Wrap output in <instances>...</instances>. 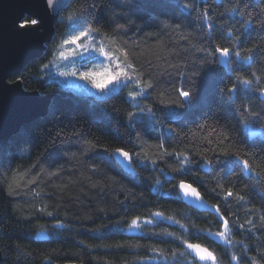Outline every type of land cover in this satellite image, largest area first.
I'll list each match as a JSON object with an SVG mask.
<instances>
[{
    "label": "clouds",
    "instance_id": "9594fccd",
    "mask_svg": "<svg viewBox=\"0 0 264 264\" xmlns=\"http://www.w3.org/2000/svg\"><path fill=\"white\" fill-rule=\"evenodd\" d=\"M33 95L0 264H264V0H0V112Z\"/></svg>",
    "mask_w": 264,
    "mask_h": 264
},
{
    "label": "water",
    "instance_id": "95a60500",
    "mask_svg": "<svg viewBox=\"0 0 264 264\" xmlns=\"http://www.w3.org/2000/svg\"><path fill=\"white\" fill-rule=\"evenodd\" d=\"M46 103L47 101L41 100L35 95L21 96L19 98V107L15 113L0 112V138H6L16 130L20 123L42 112Z\"/></svg>",
    "mask_w": 264,
    "mask_h": 264
},
{
    "label": "trees",
    "instance_id": "16d2710c",
    "mask_svg": "<svg viewBox=\"0 0 264 264\" xmlns=\"http://www.w3.org/2000/svg\"><path fill=\"white\" fill-rule=\"evenodd\" d=\"M26 23V22H25Z\"/></svg>",
    "mask_w": 264,
    "mask_h": 264
}]
</instances>
